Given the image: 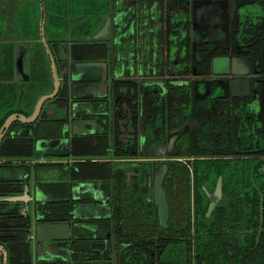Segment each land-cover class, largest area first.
I'll use <instances>...</instances> for the list:
<instances>
[{"label":"flooded vegetation","instance_id":"1","mask_svg":"<svg viewBox=\"0 0 264 264\" xmlns=\"http://www.w3.org/2000/svg\"><path fill=\"white\" fill-rule=\"evenodd\" d=\"M27 3L0 0V264H264V0Z\"/></svg>","mask_w":264,"mask_h":264},{"label":"water","instance_id":"2","mask_svg":"<svg viewBox=\"0 0 264 264\" xmlns=\"http://www.w3.org/2000/svg\"><path fill=\"white\" fill-rule=\"evenodd\" d=\"M28 1V6L32 12V15L34 16H38L41 14V5L40 2L41 0H27ZM55 72L57 74V68L55 67ZM57 78V82H56V91L54 93L51 94H46L44 96H42V98L40 99V103H39V109L44 107L45 102L53 97V95L58 91V88L60 86V80ZM41 110V109H40ZM31 114V113H30ZM37 115H30L27 117H23V118H16L15 120L19 119V120H26V121H34L35 117ZM61 116V119H63V116ZM57 117V115H56ZM56 117H50V118H56ZM14 120V121H15ZM81 120V119H80ZM88 123V122H87ZM73 134H83L81 131H77L75 129V121L73 122ZM10 127V125H8ZM6 126L4 125V127H2L0 129V141L2 139V132L4 130ZM8 127V128H9ZM70 128L69 125L65 126V129ZM93 132V131H91ZM63 137L59 138V137H55V138H45L42 141H39L38 143L40 145L45 144V146H47L48 148H55L56 146H58L61 142H63ZM67 139V138H65ZM47 154V153H46ZM48 158V155H46V159ZM55 158V157H54ZM90 160H95V161H104V156L103 155H96L94 157H92V159L90 158ZM14 181L18 182L19 185H21V187H24L23 194H17V195H13L9 198H7L6 200L9 201H28L30 205H34L33 203V199H37V197L40 196V189L38 188V186H34L32 185L30 182L27 183L24 186V181L19 180L18 178L15 179ZM20 181V182H19ZM161 180H159L160 182ZM75 186L74 191V199L78 200L79 202L77 204H75V206L73 207V212L75 214H82L85 217H89V218H99L102 217L101 215H99L98 213V208L103 205L106 206L108 204V199L111 197V192H112V188L114 186L113 181L111 179H105V180H84V181H78V182H74L73 183ZM81 187L83 186L81 189H76V187ZM156 188L157 191L159 192L160 195H162V198H158V203L161 205L162 210H165V207L168 206L167 205V201L165 199V191L161 186V183H156ZM32 190V192L30 191ZM81 190H83L84 195H81ZM162 192V194L160 193ZM28 194V196L26 195ZM82 198H84L82 200ZM33 203V204H31ZM72 226L71 221H66V222H50V223H45L42 226L39 225V231L42 229H49V231L54 232L51 233L49 232V236L47 237L45 242H48V240L53 239L54 237H59V235H57L60 228H62V231H64V227L70 229ZM44 227V228H43ZM59 234V232H58ZM60 238V237H59Z\"/></svg>","mask_w":264,"mask_h":264},{"label":"crops","instance_id":"3","mask_svg":"<svg viewBox=\"0 0 264 264\" xmlns=\"http://www.w3.org/2000/svg\"><path fill=\"white\" fill-rule=\"evenodd\" d=\"M20 170H22V171H24L25 173H26V171H25V167H21V168H19V171ZM91 170V171H90ZM93 169H91V167H89L88 169H85L84 170V172H85V174H86V176H88V177H93V176H91V175H95V176H98L97 178H95V180H105V178H104V176H103V174H101V175H97V173L95 172V173H93L94 172V170L92 171ZM15 172H16V170H14ZM90 171V172H89ZM91 174V175H90ZM91 180H93L94 178H90ZM87 180H89V179H87ZM83 186H81V187H79V189H81ZM77 189H78V187H77ZM81 195H84V193H83V190H81ZM84 198H82V200H83ZM53 201H56L55 199H52ZM22 207H24V206H22ZM110 206H108V205H106V206H103V205H101L99 208H98V213L100 214V213H102V214H108V212H110V208H109Z\"/></svg>","mask_w":264,"mask_h":264},{"label":"trees","instance_id":"4","mask_svg":"<svg viewBox=\"0 0 264 264\" xmlns=\"http://www.w3.org/2000/svg\"><path fill=\"white\" fill-rule=\"evenodd\" d=\"M95 164H98V166L101 167L100 169H102V168H103L102 166H104L105 163H103V162H97V163H95ZM71 207H72V204H67V208H68V210H70ZM65 219H66V218H65ZM260 239H261V242L264 243V240H263L262 238H260ZM257 255H259V254L257 253Z\"/></svg>","mask_w":264,"mask_h":264},{"label":"rangeland","instance_id":"5","mask_svg":"<svg viewBox=\"0 0 264 264\" xmlns=\"http://www.w3.org/2000/svg\"><path fill=\"white\" fill-rule=\"evenodd\" d=\"M87 156H89V155H87ZM91 156V155H90Z\"/></svg>","mask_w":264,"mask_h":264}]
</instances>
